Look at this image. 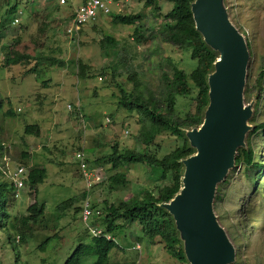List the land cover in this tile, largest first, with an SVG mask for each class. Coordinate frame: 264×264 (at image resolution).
<instances>
[{
    "label": "rangeland",
    "instance_id": "rangeland-1",
    "mask_svg": "<svg viewBox=\"0 0 264 264\" xmlns=\"http://www.w3.org/2000/svg\"><path fill=\"white\" fill-rule=\"evenodd\" d=\"M110 1L112 12L84 25L77 37H70L64 29L74 9L73 1L60 7L51 0L1 3L0 144L4 145L0 152L7 154L2 161L10 169L18 164L26 170L44 167L47 178L38 185L27 181L19 195L15 191L9 194L7 221L0 227V264H64L80 242L88 243L92 238L81 217L84 193H90L92 202L108 214L110 205L119 206L146 192L157 193L169 183L160 170L147 163L113 167L110 156L115 148L162 158L183 143L182 138L163 130L145 144L142 131L148 120L120 101L125 93L131 96L134 92L128 66L140 72L143 90L162 101L164 73L172 74L173 65L189 73L196 60L164 41L160 33L172 2ZM224 7L250 52L244 100L252 111L245 147L251 146L256 159L264 164V129L255 132L264 122V79L259 78L264 68V0H225ZM115 13L137 14L140 19L134 24L116 23L112 19ZM16 16L19 21L15 24ZM139 28L143 35L140 41L134 35ZM106 35L118 40L116 53L106 54L101 49ZM19 54L25 57L22 62H6L7 56ZM51 57L65 65L50 64ZM78 60L85 66L84 77ZM196 90L179 97L178 114L195 111ZM9 110L15 115H9ZM28 124L39 125L40 134H27ZM78 150L85 152L91 168L101 177L90 191L75 157ZM117 173L121 183L113 185L110 177ZM70 201V208H60ZM35 202L38 207L45 206L44 213L38 221L23 226L21 220L30 214L28 209ZM214 210L236 248V261L264 264V168L248 170L243 163H236L219 184ZM117 223L122 225L117 238L123 247L112 250L111 262L185 264L169 252L162 238L152 243L140 241L138 238L146 234L139 223L129 224L124 218ZM89 224L106 228L100 219ZM137 244L140 249L134 248Z\"/></svg>",
    "mask_w": 264,
    "mask_h": 264
},
{
    "label": "trees",
    "instance_id": "trees-1",
    "mask_svg": "<svg viewBox=\"0 0 264 264\" xmlns=\"http://www.w3.org/2000/svg\"><path fill=\"white\" fill-rule=\"evenodd\" d=\"M2 1L0 0V7ZM158 1L146 0L147 3L151 4ZM167 1L172 2L173 7L166 14L167 21L162 25L160 33L164 41L189 53L191 59L196 60V64L189 73L174 65L172 74L164 73L165 85L162 90V101L158 100L153 92H145L143 90V80L140 77V72L133 71L131 66H128L129 79L134 83V92L131 96L125 93L121 98L120 104L129 111L138 110L148 120L149 124L142 131L145 144L149 145L163 130L182 138L183 143L162 158L155 154L134 151L128 148L122 150L115 148L110 156V161L113 163L114 168H119L124 163H147L160 170L162 178L169 179V183L160 188L157 193L146 192L143 197L134 196L121 202L119 206L110 205L108 214H105L103 208L104 215L99 219L106 225V230L112 234L114 239H109L106 236H99V238L98 236H92L88 243L80 242L67 257L64 264H129L126 262L113 263L109 256L112 250L123 247L117 238L122 229V225L117 223L119 218H124L129 224L139 223L142 225L146 236L143 239L139 237L140 241L145 240L152 243L153 240L160 237L165 241L171 254L177 256L185 264H190L184 254V242L180 237L175 219L167 207L161 204L169 202L182 188L184 172L182 160L195 152V148L191 146L186 132L188 129L199 126L203 122L204 113L210 102L208 78L215 69V61L219 56V52L207 45L202 33L196 28L192 12V3L195 0ZM57 7H60V5ZM14 9L17 10L16 6ZM13 11L11 10V12ZM112 16L116 23L123 24H134L140 19L137 14L115 13ZM134 35L140 41L143 36L141 29H137ZM100 43L101 49L106 54L109 52L116 53L115 47L119 44L118 40L111 35H106ZM24 58L23 54L7 56L6 62L8 64H16L22 62ZM49 61L52 65H65V62L59 58L51 57ZM77 64L80 70L82 69L80 72L81 76L84 77L85 66L79 60ZM259 78L260 81L264 79V68ZM195 89H197L194 95V100L196 101L195 111L187 110L182 114H178L176 108L179 97H187ZM7 113L11 116L15 115L12 110ZM256 128L255 132L264 129V122L258 124ZM25 132L39 135L40 127L37 124H28L25 127ZM3 145L0 144V150L3 149ZM6 155V153L0 152V164L3 163L2 159ZM27 157L28 154L25 153L24 158L27 159ZM236 163H243L248 170L264 168V164L256 159L255 152L251 146L239 148ZM27 171V181L32 185L41 184L47 178V170L44 167L34 166ZM110 182L113 185L121 183L120 175L117 173L111 176ZM11 192L14 193V187L10 179L0 169V227H4V223L7 221L6 203ZM86 195L87 193H84L82 197L85 198ZM72 205V201L64 202V204L60 205V208L67 209ZM93 205L96 206L94 203ZM44 207V205L38 207L36 202L32 204L28 209L30 214L21 220L23 226L27 225L29 221H38L39 215L44 213ZM80 209L82 210V205ZM20 229L22 231V227ZM46 242H48V239L45 240L41 247H44ZM236 263L239 264L240 262L236 261L232 264Z\"/></svg>",
    "mask_w": 264,
    "mask_h": 264
},
{
    "label": "water",
    "instance_id": "water-1",
    "mask_svg": "<svg viewBox=\"0 0 264 264\" xmlns=\"http://www.w3.org/2000/svg\"><path fill=\"white\" fill-rule=\"evenodd\" d=\"M224 1L192 3L196 28L219 56L208 78L210 102L203 122L186 132L195 152L182 160V188L161 204L175 219L190 264H232L237 257L218 221L214 202L219 184L234 168L250 129L252 109L244 100L250 52Z\"/></svg>",
    "mask_w": 264,
    "mask_h": 264
},
{
    "label": "built area",
    "instance_id": "built-area-1",
    "mask_svg": "<svg viewBox=\"0 0 264 264\" xmlns=\"http://www.w3.org/2000/svg\"><path fill=\"white\" fill-rule=\"evenodd\" d=\"M55 1L58 5H66L73 3V12L71 15L67 17V23L65 25V32L70 37H77L79 35V31L82 29L84 25L92 23L96 21L100 16L107 15L112 12L110 0H78L77 2L74 0H51ZM19 21V17L16 16L14 18V23L16 24ZM71 108V106H70ZM77 163L81 170V174L85 180L86 188L90 191L92 186H94L101 179L98 172H95L94 169L91 168L89 161L86 157V154L83 150H78L75 154ZM7 159L6 156L3 158ZM0 169L2 172L10 179L14 191L16 195H19V192L27 183V170L24 165L18 164L14 167V169H10L8 165L4 163L0 164ZM103 216V210L101 207L94 206L92 199L90 197V193L86 195L82 202V210L81 217L83 222L88 226V229L92 236H106L109 239H114L111 233H109L106 228L98 226V225H90L89 222L92 219H99ZM135 249H140V244L134 246Z\"/></svg>",
    "mask_w": 264,
    "mask_h": 264
}]
</instances>
